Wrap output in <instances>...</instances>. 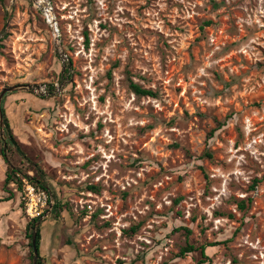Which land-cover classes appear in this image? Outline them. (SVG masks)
Wrapping results in <instances>:
<instances>
[{
    "label": "rangeland",
    "instance_id": "rangeland-1",
    "mask_svg": "<svg viewBox=\"0 0 264 264\" xmlns=\"http://www.w3.org/2000/svg\"><path fill=\"white\" fill-rule=\"evenodd\" d=\"M12 87L25 157L7 151L20 190L0 156V264L34 263L37 168L54 194L43 264H198L188 244L204 264H264V0H0Z\"/></svg>",
    "mask_w": 264,
    "mask_h": 264
},
{
    "label": "trees",
    "instance_id": "trees-1",
    "mask_svg": "<svg viewBox=\"0 0 264 264\" xmlns=\"http://www.w3.org/2000/svg\"><path fill=\"white\" fill-rule=\"evenodd\" d=\"M130 89L132 90V92L138 96V97H157V94L154 93L152 90H147L145 88H143L142 86H140L139 84L131 81L130 85H129ZM54 91V86L50 85V94H52ZM8 93L4 96L3 98V102H2V112H3V120H2V124L0 122V145H1V149H0V156H2V158L4 159V161L6 162V164L8 165V173L6 176V184L10 185V182H14L16 186H18V188L21 190L22 189V181L18 178V170L13 167V165L11 164L8 156H7V151L8 149H14L15 151H17L18 153H20L23 157H25V154L23 152H21L19 143L17 142V140L15 139V136L12 132L11 126H10V122L9 119L7 117V113H6V109H5V100L7 97ZM206 157L211 158V154L210 153H206L205 154ZM25 178L27 179V182L33 186H35L36 188L42 189L44 192H46L48 195H54L52 194V188L47 184V176L46 174L39 168L36 169V175L35 176H28L26 175ZM88 190H92L95 192H99L100 188L95 187V186H89L87 188ZM8 200H11V198H9ZM239 207L241 210L245 209V202H240ZM56 207L59 208L60 207V203L55 202L54 204V208ZM95 217V216H93ZM40 217L37 218H33L29 221L28 223V230L29 231H33L36 224L40 222ZM41 229H42V223L38 226L37 228V248H38V252H39V257H38V261L37 264H43L42 263V256L40 253L41 250V239H42V234H41ZM138 230V226L136 227H132L131 228V233H135ZM188 234L190 233V230H188ZM126 233H128L126 231ZM32 233L29 235V238L31 239L30 242V248H31V256L32 258H34V250H33V246H32ZM215 244H211L208 247H213ZM196 251L200 252V255L202 257V259L198 262V264H204L206 263L207 259H209L207 253H206V247L205 246H201L199 247V249L195 248L193 245L188 244L186 247H183L181 249V255L185 256L186 254L189 253H194ZM121 264V262H119Z\"/></svg>",
    "mask_w": 264,
    "mask_h": 264
},
{
    "label": "built area",
    "instance_id": "built-area-1",
    "mask_svg": "<svg viewBox=\"0 0 264 264\" xmlns=\"http://www.w3.org/2000/svg\"><path fill=\"white\" fill-rule=\"evenodd\" d=\"M49 22L51 24L53 23L51 20H49ZM52 27L54 28V31L56 33H59V29H58L56 24L52 25ZM57 91H59L58 84H56L54 86L53 92L57 93ZM34 92L36 94H41V95L46 96V95H50V88L48 89V87L46 85L38 86V87L34 88ZM25 192H26L25 194L27 196V199L30 201L29 212H30L31 216L33 218L41 217L42 214L44 213L45 208L48 206V204L52 203V200L48 199V197H47L48 194L46 192L36 188L35 186H33L29 183L26 184V191ZM36 200H38V202ZM89 208L91 209V206H89Z\"/></svg>",
    "mask_w": 264,
    "mask_h": 264
},
{
    "label": "water",
    "instance_id": "water-1",
    "mask_svg": "<svg viewBox=\"0 0 264 264\" xmlns=\"http://www.w3.org/2000/svg\"><path fill=\"white\" fill-rule=\"evenodd\" d=\"M18 89H19L18 87H12L9 89H4L0 94V122H1V124H2V120H3V112H2L3 98L7 93L16 91ZM39 225H40V222L36 224V226L33 230V235H32V246H33V250H34V263L33 264H37L38 257H39V252H38V248H37V228Z\"/></svg>",
    "mask_w": 264,
    "mask_h": 264
}]
</instances>
